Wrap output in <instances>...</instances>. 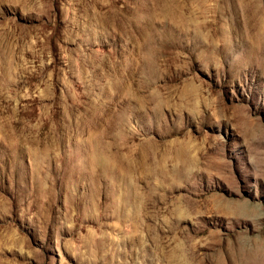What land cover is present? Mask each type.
<instances>
[{"label": "rangeland", "instance_id": "obj_1", "mask_svg": "<svg viewBox=\"0 0 264 264\" xmlns=\"http://www.w3.org/2000/svg\"><path fill=\"white\" fill-rule=\"evenodd\" d=\"M0 264H264V0H0Z\"/></svg>", "mask_w": 264, "mask_h": 264}]
</instances>
